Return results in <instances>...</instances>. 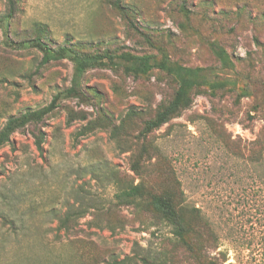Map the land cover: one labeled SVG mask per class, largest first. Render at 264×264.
<instances>
[{
    "label": "rangeland",
    "instance_id": "374dc122",
    "mask_svg": "<svg viewBox=\"0 0 264 264\" xmlns=\"http://www.w3.org/2000/svg\"><path fill=\"white\" fill-rule=\"evenodd\" d=\"M112 1L15 0L7 21L0 0V130L58 93L80 94L0 148V264H209L221 252L224 264H264V162L251 145L264 143V0H187L188 13L179 0H124L132 22ZM131 55L151 56L152 68L127 73ZM163 62L209 68L228 86L197 90L147 131L178 89ZM134 186L141 193L127 196ZM160 195L214 224L185 211L180 238L151 204ZM66 213L77 218L69 232Z\"/></svg>",
    "mask_w": 264,
    "mask_h": 264
},
{
    "label": "trees",
    "instance_id": "16d2710c",
    "mask_svg": "<svg viewBox=\"0 0 264 264\" xmlns=\"http://www.w3.org/2000/svg\"><path fill=\"white\" fill-rule=\"evenodd\" d=\"M8 1H9L10 9H9V13L5 17L7 21L11 20L15 14V0H8ZM179 1H181L178 4L180 11L188 13L189 10L186 5L187 0H179ZM111 5H113L115 9H117L125 18H127L128 21H130V16L132 14L137 13V9L135 8V6H131L129 4L124 3V0L112 1ZM37 46L39 48H42V45L40 43H38ZM214 52L215 55L217 56V59L221 63L222 67L230 68L233 66L229 54L223 47L219 45L216 46ZM48 59H49V55H46V60ZM92 59L93 58L90 57H85L81 59L82 72L85 66H87L86 65L87 61ZM123 60L124 63H122V66L125 67V70L129 74L145 73L152 68L151 67L152 57L148 55L124 56ZM161 69L165 71L168 75L172 76L177 81L178 89L175 92L173 99L157 113L154 119L146 123L147 131H152L160 128L164 124L168 123L171 119L177 117L183 110L189 109L194 102V95L197 90L204 87H208L211 89L212 92H215V91L224 90L228 86L227 81H224L223 83H221V85L217 86V84L219 83H217V81L211 80V74L210 75L205 74L207 73V69L210 71L209 68L192 69L183 66L174 67L172 65L163 62ZM72 96H80V94L77 93V90L75 88H70L68 90H65L64 93H58L57 95L54 96L52 102L48 106L42 109L35 111L28 110L21 116L10 117L7 120L6 124L3 126V128L0 130V148L6 144H10L11 137L15 132L24 129L31 123L41 122L48 114L54 112L58 107V102L63 97H72ZM41 135L42 134L36 136V148L40 152H42L43 150V141H44ZM80 136H82V131L78 132L77 137ZM251 145L261 147L260 149L261 152H259V155H256L255 160L257 163L261 161L264 162L263 140L257 139L251 142ZM252 162H254L253 159ZM140 193H141V188L139 186H134L132 187L130 192L126 193V195L136 196L139 195ZM151 204L158 213H160L170 224L176 227V234L180 238L184 237L186 231L190 228L184 218L185 211H188L194 218L203 221L209 227H212V225L214 224L213 222L210 221V219L203 212V210L197 205H193L191 206V209H188L186 208L187 207L186 205L175 204L172 198L169 197L168 195L154 196ZM58 221L61 227L69 232L75 228L77 218L75 217L74 214L66 213L65 217L59 218ZM216 234L214 233L215 242L217 244L216 248L218 249L219 236H217ZM221 255H223V259H221L220 262L217 261V258H214V260L211 261L209 264L226 263L228 261L227 257L226 256L224 257V254L222 252ZM122 262L123 264L125 263L124 261ZM141 262L143 264H150L148 259L145 258H142Z\"/></svg>",
    "mask_w": 264,
    "mask_h": 264
}]
</instances>
